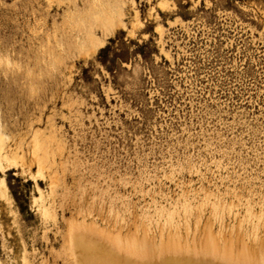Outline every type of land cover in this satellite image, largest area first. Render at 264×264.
Returning a JSON list of instances; mask_svg holds the SVG:
<instances>
[{
    "label": "rangeland",
    "instance_id": "obj_1",
    "mask_svg": "<svg viewBox=\"0 0 264 264\" xmlns=\"http://www.w3.org/2000/svg\"><path fill=\"white\" fill-rule=\"evenodd\" d=\"M100 1L122 25L92 24L103 45L83 52L71 33L97 0H0V125L26 170L0 172V264H22L24 250L68 264L74 223L155 254L171 237L263 263L264 0Z\"/></svg>",
    "mask_w": 264,
    "mask_h": 264
},
{
    "label": "bare ground",
    "instance_id": "obj_2",
    "mask_svg": "<svg viewBox=\"0 0 264 264\" xmlns=\"http://www.w3.org/2000/svg\"><path fill=\"white\" fill-rule=\"evenodd\" d=\"M97 1L98 3L94 2V9L91 11L93 21H85L84 18L89 13L83 15L84 18L82 16L77 18L75 21L77 31L71 33L72 43L83 52H93L103 45L102 39L94 33L92 24L95 23L103 35L106 34V29L113 32L122 25V11L120 8L113 7L107 2ZM157 6L160 9H164L167 6V1L159 0ZM142 24L137 11H135L133 21L127 33L132 36L135 30L141 27ZM40 135L37 130H33L30 146L28 147V161L34 163L38 172L36 174L38 175L42 174L41 170L45 162L44 151L46 150L39 138ZM9 138L0 125V172L4 173L6 170L15 167H18L21 172H25L26 170L23 167L25 163L24 153L21 152L19 154L17 151V148H21V143L15 145V147H10L7 143ZM28 173L31 174L30 171ZM33 174L34 172H32V176L30 175V177L35 176ZM37 192L38 197L33 198L36 210L43 220H48L49 218L53 220L54 213L51 206L43 204L41 202L40 189L37 188ZM0 197H2L5 203L9 202L2 180H0ZM77 224H69L68 226L70 227H68L67 233L62 237L63 254L66 257V261L68 260V264H256V262L249 258L248 253L243 252L242 255L234 257L230 252L225 251L227 249L220 250L218 244L215 242V244L209 242L205 248H200L199 251H196L193 250L194 248L190 250L188 246L186 247V244L184 246L169 236V245L166 242L165 248L163 249L162 246L161 249L163 250L157 251L158 253L156 252L157 254H155V250H148L150 247L148 249L140 247L136 240L129 238L125 240L118 239V237L95 230L91 226L88 227L84 223ZM177 240L180 239L177 238ZM152 248L154 247L152 246ZM21 263L32 264L27 259L25 250L21 254ZM261 264H264V261Z\"/></svg>",
    "mask_w": 264,
    "mask_h": 264
}]
</instances>
